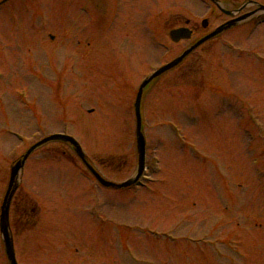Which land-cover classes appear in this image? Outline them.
I'll return each mask as SVG.
<instances>
[{
	"label": "rangeland",
	"instance_id": "374dc122",
	"mask_svg": "<svg viewBox=\"0 0 264 264\" xmlns=\"http://www.w3.org/2000/svg\"><path fill=\"white\" fill-rule=\"evenodd\" d=\"M209 11L204 0L5 3L0 9V199L11 166L35 142L62 130L80 140L88 160L108 179L134 176L137 82L189 45H171L172 56L154 44L143 21L154 24L156 18L158 38L169 43L173 26L186 19L201 23ZM224 19L217 12L210 23L216 27ZM248 23L199 49L146 94L143 183L151 191L105 189L61 142L28 158L23 183L40 210L29 224H18L23 197L31 198L23 192L16 199L12 219L20 264H130L122 253L126 242L152 264H264V178L259 174L264 140L251 135L257 127L242 105L249 103L264 130V23L260 18ZM96 28L104 33L93 37L99 42L90 49ZM108 37L122 44L134 41L140 54L104 60L105 49L115 44ZM238 47L241 51H235ZM86 50L103 54L102 59L85 63L81 52ZM105 62L119 65L116 87L104 80ZM163 122L174 125L179 138L180 125L188 147ZM117 220L170 230L177 239L170 243L117 227ZM219 237L223 244L215 252ZM5 256L0 238V264H8Z\"/></svg>",
	"mask_w": 264,
	"mask_h": 264
},
{
	"label": "water",
	"instance_id": "95a60500",
	"mask_svg": "<svg viewBox=\"0 0 264 264\" xmlns=\"http://www.w3.org/2000/svg\"><path fill=\"white\" fill-rule=\"evenodd\" d=\"M186 53L183 55L185 56ZM183 57H181L182 59ZM180 59V60H181ZM179 61H175L174 63H172L170 66L168 67H172L173 65H175L176 63H178ZM166 67V69L168 68ZM141 96H142V91L139 93L138 96V100L136 103V110H137V116H138V129H139V139H138V148H139V153H140V159H139V171H138V175L136 178L131 179L125 183L122 184H114L108 181H105L97 172H95L97 178L99 179V181L106 185V186H114V187H118V188H122V187H126L129 186L130 184H132L133 182L136 181V179L139 178V176L142 173L143 167H144V159H145V143L144 140L141 139V134H140V128H141V119H140V100H141ZM51 139H62L66 142H70L73 143L76 147H77V151L79 154H81V156H83V154L81 153L77 143L72 140L69 137L63 136V135H54L49 137L48 139H45L43 141H41L40 143H38L37 145H35L34 147H32L27 154L24 156V158L20 161H18L15 166L12 168V177H11V181H10V186H9V191L7 193L6 196V200L4 202V205L2 207V214H1V231L3 234V239H4V243H5V247L7 250V254L9 259L11 260L12 264H16V260H15V255H14V246H13V239L12 236L10 234V230H9V208H10V201H11V197L13 196L15 190L17 189L18 183H19V172L20 169L23 166V163L25 162L26 158L28 157V155L39 145L43 144L44 142H47L48 140Z\"/></svg>",
	"mask_w": 264,
	"mask_h": 264
},
{
	"label": "flooded vegetation",
	"instance_id": "af4514ba",
	"mask_svg": "<svg viewBox=\"0 0 264 264\" xmlns=\"http://www.w3.org/2000/svg\"><path fill=\"white\" fill-rule=\"evenodd\" d=\"M248 1H250V0H246V1H243V0H238V1L237 0H222L223 3H221V6L226 11H237V12H239V9H241V8L242 9L240 11H244V10L251 8V4H247ZM251 1H260V0H251ZM244 2H246V4L243 5ZM236 15H239V14H236ZM178 26L179 27H187L188 31H186V33H188L190 35V39H183V40H181L180 44L183 43V41H187L189 43H192V42H194V40H196L200 36H202V35L204 36V35H206V34H208L214 30V27L203 28V27L199 26L197 23H193L190 19H186L184 21V23H182ZM174 27H176V26H174Z\"/></svg>",
	"mask_w": 264,
	"mask_h": 264
}]
</instances>
